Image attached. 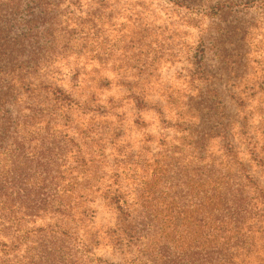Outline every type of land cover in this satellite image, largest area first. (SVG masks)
I'll use <instances>...</instances> for the list:
<instances>
[{
  "label": "rangeland",
  "instance_id": "rangeland-1",
  "mask_svg": "<svg viewBox=\"0 0 264 264\" xmlns=\"http://www.w3.org/2000/svg\"><path fill=\"white\" fill-rule=\"evenodd\" d=\"M58 1L51 17L67 32L80 26L83 55L48 58L49 69L32 73L30 82L87 101L69 120L58 112L48 134L79 141L82 131L92 132L94 186L114 184L127 201L152 200L165 210L184 196L182 182L225 167L231 151L264 190V0ZM17 18L0 10L1 47L12 49ZM3 47L1 70L13 60L20 75L35 69L27 63L32 47L22 56ZM9 88L0 76L11 118L28 106L38 113L49 98L44 90L32 101L25 87ZM44 124H35V136ZM65 160V169L73 166ZM87 199L91 233L103 238L92 252L122 263L135 249L107 244L115 212L99 194Z\"/></svg>",
  "mask_w": 264,
  "mask_h": 264
},
{
  "label": "trees",
  "instance_id": "trees-1",
  "mask_svg": "<svg viewBox=\"0 0 264 264\" xmlns=\"http://www.w3.org/2000/svg\"><path fill=\"white\" fill-rule=\"evenodd\" d=\"M54 7L55 0H0V10L18 17L12 49L2 47L20 56L25 46L32 47L27 63L35 68L20 75L13 60L7 71L0 69V76L8 79L11 91L25 87L32 101L44 90L49 95L38 113L28 106L11 118L7 95L0 92V264H264V190L231 151L225 167L197 171L182 182L184 196L166 202L164 210L152 200L127 201L114 184L93 185L96 168L89 157L98 144L91 131H82L79 141L66 134L49 136L58 112L69 120L74 107L87 108V101L30 82L32 73L49 69L48 58L83 55L80 26L73 32L59 27L57 17H51ZM41 122L44 131L35 136L32 128ZM65 157L73 160L68 169ZM90 194H99L116 214L107 244L135 249L122 263L92 252L103 238L91 233ZM164 211L171 214L161 216Z\"/></svg>",
  "mask_w": 264,
  "mask_h": 264
}]
</instances>
